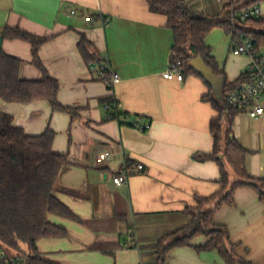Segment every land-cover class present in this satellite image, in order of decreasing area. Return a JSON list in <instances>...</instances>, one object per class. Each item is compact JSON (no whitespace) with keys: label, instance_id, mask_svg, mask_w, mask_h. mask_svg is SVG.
I'll list each match as a JSON object with an SVG mask.
<instances>
[{"label":"crops","instance_id":"obj_1","mask_svg":"<svg viewBox=\"0 0 264 264\" xmlns=\"http://www.w3.org/2000/svg\"><path fill=\"white\" fill-rule=\"evenodd\" d=\"M183 1L191 11L218 19L226 5L240 0ZM238 7L230 9V17ZM8 28L48 38L40 61L60 84L59 102L76 112L73 117L46 101L0 98V115L12 116L28 136L53 130L54 153L68 156L56 196L75 218L50 217L67 237L39 241L41 256L57 264H158L160 242L171 245L190 224L191 213L201 209L214 210V223L228 232L240 259L264 264L259 195L239 188L232 204L218 206L229 191L221 194L220 164L195 159L214 152L211 123L219 115L207 98H222L225 84L238 81L250 63L231 53L230 35L215 28L206 39L218 68L215 78L186 74L178 82L163 77L173 31L165 16L150 11L148 0H0V53L22 61V81H41L43 74L33 63L30 43L2 38ZM83 37L94 61L116 72L119 84L110 87L94 76L79 50ZM111 103L120 104V117L108 121L104 106ZM231 129L246 151L248 175L264 180V117L239 113ZM106 152L115 155L104 159ZM124 166L127 182L117 186L114 178ZM230 180H236L232 173ZM209 240L199 236L170 248L165 264H226L216 251L200 250Z\"/></svg>","mask_w":264,"mask_h":264},{"label":"trees","instance_id":"obj_2","mask_svg":"<svg viewBox=\"0 0 264 264\" xmlns=\"http://www.w3.org/2000/svg\"><path fill=\"white\" fill-rule=\"evenodd\" d=\"M263 3L264 0H240L226 5V13L222 18L209 19L191 11L183 0H148L152 13L167 18V25L174 34L173 53L176 56L173 61L181 62L184 77L186 74L202 76L196 65L191 63L196 57H200L214 74L218 73L211 49L206 45L207 37L215 28H221L228 35L236 30H244L247 37L255 39L259 47L264 48V20H251L246 24H252L253 27L246 29L245 24L233 25L230 18V9L236 4L239 7L235 11H240ZM2 38L30 43L33 63L42 72L43 79L20 80L22 61L0 53V98L9 103L20 104L46 101L54 111L75 117V110L64 107L59 102L60 84L49 75L40 61L39 49L48 38H38L10 28L6 29ZM79 50L87 62L95 60L91 54V44L85 37L79 43ZM240 81L241 78L235 83H226L222 98H207L219 115L211 123L214 152L195 156L198 161L215 160L220 164L221 194L228 188L229 191L218 201V206L232 204L233 194L239 188L254 190L264 203V180H256L248 175L245 166L246 151L231 136L233 119L241 111L228 104L225 92ZM119 117V113L115 114V118ZM55 139L56 133L51 129L40 136H28L23 129L13 125L12 116L0 115V250L26 255L27 264H57L39 254L38 242L67 237L65 229L50 221L51 216L75 218L56 196L61 172L69 162L67 155L54 153ZM231 173L236 177L232 184ZM213 216L214 210L200 209L192 212L190 224L174 235L171 245L160 242L158 264H165L170 248L187 245L199 236L210 239L200 250L216 251L226 264H251L236 255L228 232L214 223Z\"/></svg>","mask_w":264,"mask_h":264},{"label":"built area","instance_id":"obj_3","mask_svg":"<svg viewBox=\"0 0 264 264\" xmlns=\"http://www.w3.org/2000/svg\"><path fill=\"white\" fill-rule=\"evenodd\" d=\"M222 2L223 0H218ZM74 13V12H73ZM232 24L244 25L251 20H264V9L259 6L246 8L240 12H234L230 17ZM231 53L235 56H246L250 63L241 71V81L227 89L225 97L228 104L248 114L251 118L264 117V107L261 100L264 98V48H260L257 41L247 37L244 30H236L230 34ZM175 53H172L168 69L164 72L163 77L167 80L184 81V71L180 61H173ZM88 66L94 76L104 81L108 86L114 87L121 82L120 76L105 64L92 61ZM120 110V104L111 103L104 106L106 120H115V114ZM149 126L141 129H148ZM114 153L106 152L103 154L104 159H111ZM140 169L142 166L139 167ZM128 166H124L120 174L114 178V184L121 186L127 182ZM26 255L12 254L5 250H0V264H27Z\"/></svg>","mask_w":264,"mask_h":264},{"label":"water","instance_id":"obj_4","mask_svg":"<svg viewBox=\"0 0 264 264\" xmlns=\"http://www.w3.org/2000/svg\"><path fill=\"white\" fill-rule=\"evenodd\" d=\"M191 63L196 65L197 71L203 77L215 78L213 72L206 66V64L203 62V60L200 57H196L194 60H192Z\"/></svg>","mask_w":264,"mask_h":264},{"label":"rangeland","instance_id":"obj_5","mask_svg":"<svg viewBox=\"0 0 264 264\" xmlns=\"http://www.w3.org/2000/svg\"><path fill=\"white\" fill-rule=\"evenodd\" d=\"M245 26H247V27H251V25L250 24H245ZM227 168H228V165H227ZM229 169V168H228Z\"/></svg>","mask_w":264,"mask_h":264}]
</instances>
